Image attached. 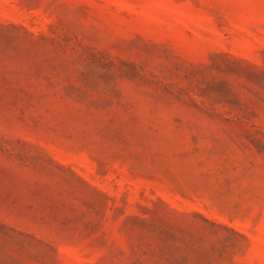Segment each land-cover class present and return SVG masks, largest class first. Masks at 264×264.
<instances>
[{"label":"rangeland","instance_id":"rangeland-1","mask_svg":"<svg viewBox=\"0 0 264 264\" xmlns=\"http://www.w3.org/2000/svg\"><path fill=\"white\" fill-rule=\"evenodd\" d=\"M0 264H264V0H0Z\"/></svg>","mask_w":264,"mask_h":264}]
</instances>
